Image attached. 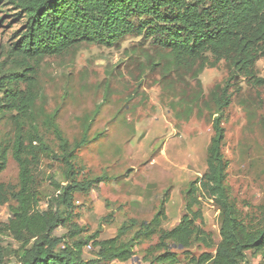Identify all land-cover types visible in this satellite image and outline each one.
<instances>
[{
  "label": "rangeland",
  "instance_id": "rangeland-1",
  "mask_svg": "<svg viewBox=\"0 0 264 264\" xmlns=\"http://www.w3.org/2000/svg\"><path fill=\"white\" fill-rule=\"evenodd\" d=\"M5 9H0V74L7 81L9 75L20 78L4 88L26 91L30 84L34 100L27 121L36 125L52 148L37 171L38 209H48L53 181L92 182L87 190L74 193L71 209L59 206L63 217L70 214V221L56 228V236L68 240L69 230L76 227L84 229L83 237L99 231L102 240L116 236L126 225L129 228L121 239L129 241L164 204L167 219L150 238L133 241L130 260L101 263L161 264L156 257L166 249L154 246L160 242L162 230L181 222L187 212V192L207 171L216 116L222 117L225 128L223 154L228 163L230 201L246 224L261 220L264 83H254L226 61L209 60L202 66L186 67L168 50L135 35L112 47L82 43L68 54L34 62V72L24 70L5 55L17 32H22L23 20L14 17L15 11ZM254 74L264 79V56L256 62ZM25 75L31 80H24ZM226 85L230 105L220 110L217 99L209 94L213 91L221 96ZM17 114L8 108L0 114V152L10 145ZM69 152L73 153L70 171L64 162ZM19 172L9 154L0 182L18 190ZM15 204L10 196L0 205L5 264H18L20 242L5 229L10 205ZM194 210L201 214L197 225L211 235L215 245L209 247L194 239L186 249L167 241L178 264H192L191 257L206 252L214 254L221 238L222 211L214 199L201 194ZM90 244L84 248L86 261L97 258V250ZM243 264H264V257L247 251Z\"/></svg>",
  "mask_w": 264,
  "mask_h": 264
},
{
  "label": "trees",
  "instance_id": "trees-1",
  "mask_svg": "<svg viewBox=\"0 0 264 264\" xmlns=\"http://www.w3.org/2000/svg\"><path fill=\"white\" fill-rule=\"evenodd\" d=\"M5 8L15 11L14 17L23 20L24 24L22 32H17L15 42L6 48L5 55L24 70L34 72V62L68 54L82 43L112 47L127 36L135 35L168 50L186 67L202 66L209 60L226 61L254 83H264V79L254 74L256 62L264 56V0H0V9ZM10 76L7 81V77L0 74V93L5 90L6 83L20 78ZM23 79L31 80V76L25 75ZM227 90L228 85L219 97L213 91L209 94L217 99L220 110L230 105L231 95ZM3 94L0 114L7 108L18 113L10 145L0 152V174L7 165L9 154L20 169L18 190L0 182V205L8 202L10 196L16 201L15 205H10L11 217L5 229L20 242L16 256L18 264H101L130 260L134 255L133 241L150 238L167 219L164 204L129 241L121 239L129 228L126 225L116 236L102 240L99 231L83 237L84 229L76 227L69 230L68 240L56 236V228L66 226L70 221V214L63 217L59 206L71 209L74 193L87 190L92 182L53 181L48 209L40 211L37 171L42 158L52 148L36 125L27 121L34 100L30 84L26 91L5 90ZM213 129L207 171L187 192L186 214L176 227L162 230L160 242L154 246L158 250L166 249L156 257L161 264L179 262L177 254L167 249V241L186 249L191 247L194 239L209 247L215 245L211 235L196 223L201 214L194 207L201 194L213 198L222 211L221 238L214 254L206 252L198 258L193 256L190 262L243 264L247 251L264 257V207L258 223L246 224L239 217L226 186L228 163L223 154L225 128L221 116L213 119ZM72 158V152L64 156L69 171ZM90 243L97 250V258L86 261L83 259L84 248ZM4 253L0 244V264H5Z\"/></svg>",
  "mask_w": 264,
  "mask_h": 264
},
{
  "label": "built area",
  "instance_id": "built-area-1",
  "mask_svg": "<svg viewBox=\"0 0 264 264\" xmlns=\"http://www.w3.org/2000/svg\"><path fill=\"white\" fill-rule=\"evenodd\" d=\"M89 248L91 247V244H88Z\"/></svg>",
  "mask_w": 264,
  "mask_h": 264
}]
</instances>
